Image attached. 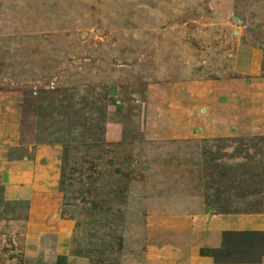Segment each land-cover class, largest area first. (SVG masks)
Returning <instances> with one entry per match:
<instances>
[{"label":"rangeland","instance_id":"rangeland-1","mask_svg":"<svg viewBox=\"0 0 264 264\" xmlns=\"http://www.w3.org/2000/svg\"><path fill=\"white\" fill-rule=\"evenodd\" d=\"M0 125L53 168L38 200L0 184V264L61 218L83 264H218L226 231L252 245L222 263L263 264L264 0H0Z\"/></svg>","mask_w":264,"mask_h":264},{"label":"crops","instance_id":"crops-1","mask_svg":"<svg viewBox=\"0 0 264 264\" xmlns=\"http://www.w3.org/2000/svg\"><path fill=\"white\" fill-rule=\"evenodd\" d=\"M1 127L4 126L0 125V143L3 144L5 141L4 136H2L4 129ZM13 135L17 136L16 132ZM10 141L12 143L16 142L15 140ZM47 149L46 146L39 145L34 156L30 157L27 154H6L0 148V184L4 186V194L7 198L17 196L18 193L30 192L34 196V199L38 200L37 193L41 191L47 192L46 195L48 196L52 191L53 168L52 162L46 157ZM50 221L56 224V229L60 233L58 238L60 247L54 253L47 254L43 264H83L77 255L69 251V247L65 241L67 238L66 234L72 231L71 222L63 218L60 221H57V219H51ZM234 224H240V221L234 219ZM250 224H252L251 221ZM260 226H264V223L261 222ZM195 259V257L191 259L192 264H215L208 257L201 256L197 260Z\"/></svg>","mask_w":264,"mask_h":264},{"label":"trees","instance_id":"trees-1","mask_svg":"<svg viewBox=\"0 0 264 264\" xmlns=\"http://www.w3.org/2000/svg\"><path fill=\"white\" fill-rule=\"evenodd\" d=\"M239 235L241 238L235 240L233 242L234 245H232V241L234 240L231 235ZM251 233H248L247 231H226L225 236H224V242H223V248H204L201 250V253L203 255L207 256H212L216 262H228V261H233V262H239V258H232V259H227L224 257L227 256H233L236 253L242 254L247 252L248 247L252 245L249 243L250 241H247L245 238L247 235ZM256 234V233H252ZM230 244L231 246H228ZM224 255V256H223Z\"/></svg>","mask_w":264,"mask_h":264}]
</instances>
